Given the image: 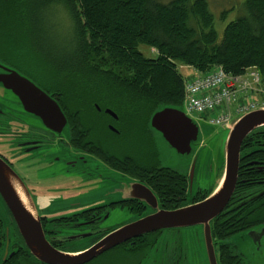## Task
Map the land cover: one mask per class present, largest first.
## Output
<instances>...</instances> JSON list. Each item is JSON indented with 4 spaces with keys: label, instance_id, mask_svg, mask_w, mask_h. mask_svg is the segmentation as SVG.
Masks as SVG:
<instances>
[{
    "label": "trees",
    "instance_id": "1",
    "mask_svg": "<svg viewBox=\"0 0 264 264\" xmlns=\"http://www.w3.org/2000/svg\"><path fill=\"white\" fill-rule=\"evenodd\" d=\"M23 1L26 0H0V19L8 18L7 24L13 30L25 22L20 21L24 17L20 10ZM29 1L35 11L45 14L57 6L71 21L69 35L76 48L75 63L86 70L87 81L68 79L74 89H80L69 99L59 84L42 87L59 102L72 136L91 137L99 147L97 152L109 150L96 143L95 136L116 135L105 129V123H88L87 117L106 119L118 136L124 133L118 124L124 117L138 121L143 118V129L152 137L149 121L158 107L183 106L184 81L188 79L178 74L177 64L192 68L194 76L214 68L233 76L253 68L264 76V0H244L243 15L226 25L221 40L208 0ZM139 46L153 49L156 55L144 56ZM37 73L43 75L46 70L39 64ZM105 109L118 119L114 121L106 115ZM148 149L152 152L151 145ZM156 167L138 164L134 172L146 178L145 183L154 191L161 184L169 185L172 191H177L178 185L184 186L174 173L158 171ZM259 167L263 170L259 171ZM259 189L264 191V128L253 131L243 141L231 201L211 223L218 264H245L235 247L225 241L264 224V194L254 198ZM208 194L199 192L197 200Z\"/></svg>",
    "mask_w": 264,
    "mask_h": 264
},
{
    "label": "flooded vegetation",
    "instance_id": "2",
    "mask_svg": "<svg viewBox=\"0 0 264 264\" xmlns=\"http://www.w3.org/2000/svg\"><path fill=\"white\" fill-rule=\"evenodd\" d=\"M5 28L0 25V64L41 88L35 81L36 73L39 64L46 70V63L33 50L30 52L18 43L17 29L9 36L4 34ZM104 127L118 136L112 124L106 122ZM69 133L67 139H61L40 127L34 117L23 113L15 98L3 89L0 91V158L27 192L28 196L22 192L24 203L35 212L43 239L54 252L68 255L86 252L141 218L200 202L199 192L188 197L190 173L166 170L183 180L184 186L178 185L177 191L165 184L154 191L145 183L146 178L139 172L135 174L138 164L156 165L161 170L158 152L147 129L143 139L147 146L151 145L152 152L146 154L117 152L103 141L104 137L95 136L96 143L109 150L97 152L99 147L92 143L91 137L72 136L70 124ZM191 168L192 165L189 171ZM116 173L149 187L156 196V205L120 192ZM263 192L256 190L254 198L262 197ZM187 228L160 229L126 239L82 264H199L200 260L208 264L202 234L199 236L197 230L190 234L182 232ZM26 235L0 195V264H49L34 256ZM184 239L188 246L184 245Z\"/></svg>",
    "mask_w": 264,
    "mask_h": 264
},
{
    "label": "water",
    "instance_id": "3",
    "mask_svg": "<svg viewBox=\"0 0 264 264\" xmlns=\"http://www.w3.org/2000/svg\"><path fill=\"white\" fill-rule=\"evenodd\" d=\"M2 89L15 98L23 113L34 117L40 127L51 131L61 139H67V136L70 135L67 117L54 99L53 94L46 93L32 81L0 64V91ZM181 108L183 107L160 106L149 121V130L158 152L160 168L163 170H171L172 168L161 164L155 142L156 136L161 139L174 156L179 158L190 156L193 152V146L197 142L199 128L189 118L190 115L185 109L183 108L184 111L182 112ZM104 113L114 121L118 119L116 114L109 109H106ZM220 128L228 132L224 147V165L217 180L216 188L205 199L176 210L158 211L153 215L141 218L113 232L96 246L80 254H58L47 246L35 212L24 203L23 193L28 196L27 192L21 186L22 184H20L21 182L13 170L1 158L0 195L8 205L18 225L27 234L26 240L32 244L30 247L34 256L49 264H82L126 239L160 229L195 226L200 228L203 236L208 264H218L211 235V223L222 214L234 193L240 163V148L243 141L253 131L264 128V108L240 114ZM114 132L116 133L115 130ZM258 170L262 171L263 168L259 167ZM193 174L194 167L189 174L187 194L191 191ZM118 181L116 185H118L119 191L132 194L134 197L131 199L148 204L154 202V206L156 205V196L146 185L121 174H118ZM245 232L252 238L254 245L258 247L262 245L264 248V224Z\"/></svg>",
    "mask_w": 264,
    "mask_h": 264
},
{
    "label": "rangeland",
    "instance_id": "4",
    "mask_svg": "<svg viewBox=\"0 0 264 264\" xmlns=\"http://www.w3.org/2000/svg\"><path fill=\"white\" fill-rule=\"evenodd\" d=\"M167 3L170 0H160ZM244 0H208L210 11L214 16L215 27L218 33V39L221 40L223 30L229 22L236 20L243 15ZM27 7V8H26ZM32 1H23L20 10L24 17L20 21L23 24L14 27L18 30L15 34L18 43L22 47H28L30 51L35 52L39 60L46 63V74L40 75L36 73V83L42 85H57L63 88L67 93L68 99L80 89L72 87L71 79H75L81 83L87 80L86 70L75 63L76 48L70 40L69 29L71 21L65 11L59 7L52 8L46 14L41 11L37 12L33 9ZM0 25L5 23V35L14 34L12 27L8 23V18L0 19ZM12 29V32L10 31ZM69 35V36H68ZM24 47V48H25ZM138 50L146 57L155 56L156 51L148 49L145 46H139ZM31 52V51H30ZM177 72L184 80L190 79L195 75L192 68L177 64ZM262 83L259 89L262 90L261 95H253L257 102H261L264 95V76H261ZM63 80V81H62ZM84 95L86 94L83 92ZM182 112L183 108L180 109ZM235 106L230 108V114L234 118ZM189 118L199 128L197 142L193 146V152L188 157H176L170 149L156 136L155 142L159 151L160 161L163 166L172 168L181 172L190 173L189 168L194 167L193 183L188 197L197 192L210 193L217 185V180L221 175L224 165V147L228 132L222 128L209 124L208 119L198 114H191ZM88 123H106V119H101L96 115L86 118ZM143 118L139 121L132 117H124L119 124L124 131L120 136H106L103 141L115 148L117 152L136 151L140 154L150 153L147 143L143 139L144 130ZM197 230L199 236L201 231L199 227L187 228L182 232L190 234ZM190 241V238L188 239ZM226 244L235 247L237 253L243 258L245 264H264V248L254 245L252 238L244 232L239 235L232 236L225 241ZM184 245L188 246L189 242L184 239ZM203 253L202 247L199 248V255ZM199 264H205L199 261Z\"/></svg>",
    "mask_w": 264,
    "mask_h": 264
},
{
    "label": "built area",
    "instance_id": "5",
    "mask_svg": "<svg viewBox=\"0 0 264 264\" xmlns=\"http://www.w3.org/2000/svg\"><path fill=\"white\" fill-rule=\"evenodd\" d=\"M260 82L261 76L253 68L237 76L214 68L184 81L183 107L188 114H198L207 118L209 124L222 127L232 119V106H235L234 117L264 108V95L261 102L253 98V95L263 93L259 89Z\"/></svg>",
    "mask_w": 264,
    "mask_h": 264
},
{
    "label": "crops",
    "instance_id": "6",
    "mask_svg": "<svg viewBox=\"0 0 264 264\" xmlns=\"http://www.w3.org/2000/svg\"><path fill=\"white\" fill-rule=\"evenodd\" d=\"M260 83H262V78H261V82Z\"/></svg>",
    "mask_w": 264,
    "mask_h": 264
}]
</instances>
